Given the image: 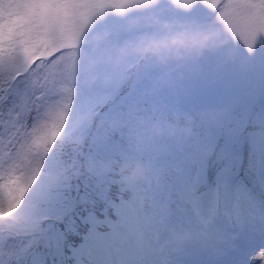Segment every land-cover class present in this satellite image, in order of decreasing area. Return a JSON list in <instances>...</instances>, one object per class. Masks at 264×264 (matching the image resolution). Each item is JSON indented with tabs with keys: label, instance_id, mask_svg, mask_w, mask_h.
Here are the masks:
<instances>
[{
	"label": "snow or ice",
	"instance_id": "snow-or-ice-1",
	"mask_svg": "<svg viewBox=\"0 0 264 264\" xmlns=\"http://www.w3.org/2000/svg\"><path fill=\"white\" fill-rule=\"evenodd\" d=\"M179 2L194 6L193 0ZM203 2L219 10L224 0ZM236 2L264 10V0ZM113 5L114 0H3L0 77L21 69L24 75L36 68L58 72L56 54L65 42ZM201 73L215 86L217 103L239 118L227 135L210 136L207 154L178 158L171 183L152 194L150 212L142 197L114 196L109 186L52 185L49 173L31 187L21 175L0 177V264H210L193 253L147 258L144 232L169 228L184 215L228 236L231 264H247V246L256 238L264 242V55L243 73L211 66ZM54 167L53 160L49 170ZM259 256L264 260V252Z\"/></svg>",
	"mask_w": 264,
	"mask_h": 264
},
{
	"label": "rangeland",
	"instance_id": "rangeland-1",
	"mask_svg": "<svg viewBox=\"0 0 264 264\" xmlns=\"http://www.w3.org/2000/svg\"><path fill=\"white\" fill-rule=\"evenodd\" d=\"M193 5L186 9L179 0H114L113 6L90 20L74 41L65 42V46L57 52L58 72L44 74L36 68L27 75L23 74L24 69L15 73V78L24 79L9 86L6 94L0 95V100H4L5 96L11 99L7 111L0 117V177L7 179L12 174L21 175L29 187L45 173H49L48 181L52 185L66 181L64 161L52 152V148L45 149L43 145L61 141V137L68 134L74 136L82 129L92 109L101 105L114 91L113 82L117 74L127 71L133 62L141 59L143 52L144 56L148 54L147 58L143 56L146 58L143 64L147 67L160 62L165 55L163 49L159 55L145 51L152 34L162 28L160 24L176 23V26L184 27L191 23L192 27L187 30V35L191 36L198 33L207 18L214 14V20H217L216 29L212 30L215 59L206 68L229 69L234 66L237 69L244 66L246 69L251 60L264 55V10L254 11L236 0H224L219 10L203 0H193ZM185 34L183 32L179 38L166 40L157 46L170 45ZM46 63V58L41 61V64ZM32 96L36 97L37 104L31 125L20 130L21 143L17 151L6 154L5 139L13 129H20L19 122ZM161 115L176 127H189L190 118L180 112H168L162 107ZM53 160L55 167L49 170ZM176 166L164 161L156 164L169 183L175 175ZM133 174L141 177L137 170ZM142 178L146 183L147 178ZM127 184L129 188L134 186L132 180H128ZM173 195L179 194L174 192ZM177 198L174 197L175 200ZM179 200L176 201L181 202ZM143 205H150V211L154 207L153 203L144 200ZM164 230H146L151 235L148 239L143 238L147 258L183 257L181 237L167 234L160 238ZM197 249L210 264L212 261L231 264V241L226 235L203 241ZM260 252H264V242L256 238L246 248L247 264H264Z\"/></svg>",
	"mask_w": 264,
	"mask_h": 264
},
{
	"label": "trees",
	"instance_id": "trees-1",
	"mask_svg": "<svg viewBox=\"0 0 264 264\" xmlns=\"http://www.w3.org/2000/svg\"><path fill=\"white\" fill-rule=\"evenodd\" d=\"M205 22L202 29L191 36L187 35L191 23L184 27L176 26V23L160 24L162 28L152 34L146 48L179 38L183 32H186V36L178 40L184 41L186 47L180 49L178 54H173L174 50L170 49L160 62L148 67L143 64L148 54L144 59L143 52L135 66L117 74L113 82L114 91L101 105L92 109L82 129L76 131L74 136L68 134L61 137V141L43 145L45 149L52 148V152L64 161L66 181L81 187L85 184L109 186L114 196L122 192L127 198L134 191L127 187L126 180L138 168L149 178V183L145 185L137 179V191L144 200L154 203L152 194L159 193L170 184L164 176L155 175L161 171L152 169L156 163L164 160L176 164L180 157L207 154L212 134L229 133L239 113L231 112L226 104L217 103L219 98L214 91L215 86L206 83L201 73V69L215 59L212 30L216 29L217 20H214L213 14ZM203 37L209 39L201 44ZM229 69L237 73L245 71L244 66L237 69L230 66ZM23 79L15 78L14 74L0 77V95L6 94L9 86ZM10 100L9 96L0 100V117L7 111ZM36 104V97L32 96L19 122L20 129H13L5 139L6 154L17 151L21 143L20 130L30 127ZM162 107L189 117L190 127H176L166 120L161 115ZM248 123L255 126L256 117L250 116ZM134 133H139L140 141L135 139ZM153 150L158 155L151 156ZM163 199L157 196V200ZM144 208L150 212L149 206ZM173 220V224L165 229L181 237L184 255L196 254L198 257L194 259L202 258L197 249L201 242L225 235L209 226L200 225L193 218L177 220L174 217ZM144 235L147 233L144 232Z\"/></svg>",
	"mask_w": 264,
	"mask_h": 264
},
{
	"label": "clouds",
	"instance_id": "clouds-1",
	"mask_svg": "<svg viewBox=\"0 0 264 264\" xmlns=\"http://www.w3.org/2000/svg\"><path fill=\"white\" fill-rule=\"evenodd\" d=\"M208 39H209L208 37H203L201 39L200 43L201 44L206 43ZM185 47H186V44L184 41L173 40L170 45H167V46H165V45H159V46L152 45L149 49H146L145 51H150L153 54L159 55L162 49L164 50L165 53H167L171 49V50H174L173 54H178L179 50L182 48H185Z\"/></svg>",
	"mask_w": 264,
	"mask_h": 264
}]
</instances>
